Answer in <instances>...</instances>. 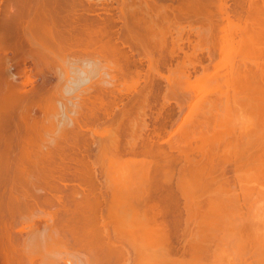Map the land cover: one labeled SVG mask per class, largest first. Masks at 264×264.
I'll list each match as a JSON object with an SVG mask.
<instances>
[{
  "label": "bare ground",
  "instance_id": "bare-ground-1",
  "mask_svg": "<svg viewBox=\"0 0 264 264\" xmlns=\"http://www.w3.org/2000/svg\"><path fill=\"white\" fill-rule=\"evenodd\" d=\"M153 2L0 0V264H126L131 255L128 264H264V0H233L232 8L225 0H180L173 16ZM186 15L197 20L189 25L198 28L195 40L207 49L212 43L206 51L213 48V67L202 64L192 77L193 70L168 68L167 80L184 91L178 103L188 105L179 140L167 141L178 154L149 141L137 154L144 111L131 102L138 119L125 108L109 123L91 110L106 105L108 84L137 87L132 76L140 69H132L142 61L130 59L124 43L150 58L148 44L166 46L185 29ZM115 92L113 101H122L125 94ZM127 125L123 154L119 137ZM94 144L95 157L88 152ZM68 172L76 192L59 186L72 188L62 184ZM150 189H159L155 200ZM179 234L180 247H172ZM181 245L188 254L179 255ZM100 251L107 252L103 260Z\"/></svg>",
  "mask_w": 264,
  "mask_h": 264
},
{
  "label": "rangeland",
  "instance_id": "rangeland-1",
  "mask_svg": "<svg viewBox=\"0 0 264 264\" xmlns=\"http://www.w3.org/2000/svg\"><path fill=\"white\" fill-rule=\"evenodd\" d=\"M152 1V0H151ZM154 2L153 3H155V4H158V5H160V6H162L163 8L165 7V12H166V14L168 13V15H169V13H170V15L171 16H173L174 15V13L173 12H175V14H177L176 13V10L178 11V8L180 7V5H179V3H180V0H153ZM225 1H227L228 2V4H227V6L229 5L230 7L229 8H232V6L234 7V5H233V0H225ZM226 2V3H227ZM164 5V6H163ZM167 7V8H166ZM172 7V8H171ZM175 7V8H174ZM176 7H177V9H176ZM172 9V10H171ZM216 9V8H215ZM229 10H231V9H229ZM116 11V13L119 11V8L118 9H116L115 10ZM171 11V12H170ZM214 11V10H213ZM216 11L217 12H213V14L215 13V15H218L217 17H219V14H221V13H219L218 11L219 10H217L216 9ZM229 12H231V11H229ZM119 13V12H118ZM173 13V14H172ZM179 13V12H178ZM217 13V14H216ZM169 15V16H170ZM190 15H186L185 16V29H183V27H180L181 28V33L179 32L180 31V29L178 28L176 31H174L171 35H169L168 37V41L170 42H166L164 45H166V46H163L164 48H165V51L163 50L162 51V49H163V47H161V46H159V49H158V45L156 46V44H153V46H152V44H148V47H149V45H150V49H151V51H155V54H154V57H153V52L151 53V51H150V53L151 54H146V56L148 57V56H150V58H152L153 59V65H152V67H150V63H149V61H148V59H150V58H146L144 55H142V54H145L146 52H149V49H148V51L146 50V52L144 51V53L143 52H141V55L142 56H140V54L134 49V48H132L133 50H130L131 48H130V46H128L129 44L127 43V42H125V43H127V44H125L124 42V48L126 47V49H128V50H130V51H126V53L128 54V56H130V59L131 58H134L133 60L135 61V62H141V64H139L140 66H142L141 68H140V66L138 65V68L136 67V65L133 63V65H135V67L132 69L134 72H135V68H136V70H138V69H140V70H138V71H140V72H138V71H136L134 74L133 73H129L128 75L129 76H127V77H130V74H131V76H132V74H133V76H132V78H135L136 79V82H138L136 85H137V87H135V88H133V90L132 89H129L130 87L128 86V89L125 91V89H119L118 87H116L118 84H119V82L120 81H118L117 83L115 82V83H113V84H108L107 86H109V91H107V93H106V96H107V94H108V96H107V98H106V96H105V98H106V100H105V102H106V105L103 107V108H101L102 109V111H101V109H99L98 108V111H97V108H96V106L97 105H99L98 103H97V105L95 104V107H94V105H93V107H94V109H92L91 108V106H90V108L92 109H90L91 111H93V112H96V116L97 115H99L100 116V122H109V121H111V122H113L114 123V120L115 119H117L118 118V116H116V115H120V113H121V111H123V109H125V110H127V111H129V105L130 106H132L133 104L135 105V108L137 109V111L140 109V112H143L144 111V113H141V115H142V117L141 116H139L140 117V119L141 118H143V116H145L144 118H145V122L143 121V119H142V121L144 122V124L141 122L140 123V126L138 127V128H142L143 129V131H140L139 129V131L138 130H135L136 131V133H137V135H141L139 138H138V143H137V145L138 146H135V153L137 152V154H139L140 152H141V145H143L142 143H144V145L145 144H147V142H148V144L147 145H152L154 148H156V147H159V148H161V149H164V150H168V152L169 153H177L178 154V149L176 150V148L174 149V148H171L169 145H171L170 143H175L176 141H178L179 140V133L177 132V128H178V126L180 125V123H181V121H182V119H183V117L186 115L185 114V112L187 111L186 110V108L184 107V106H186L187 107V109H188V105H186V104H184V106H182V104H180L182 101V99L184 98V94H183V92L184 91H179L178 89L176 90V88L174 89L173 87H175L174 86V84H173V82H172V80H170L171 82H169L168 80H167V78H166V76L168 75V73H169V71H168V68H170L171 69V67H172V70L174 69V70H177L178 68H179V66L182 68V67H184L185 68V70H186V72H188V70L187 69H189L191 72H192V70H193V73H191L190 71V73H191V77H192V75L193 76H195L196 74H199V71H200V73H201V71L203 70V67L204 66H202L201 67V65L203 64V65H207L208 66V68H212L213 67V62L211 63L210 62V57L211 58H213L212 56H209L212 52L211 51H213V48H212V50L211 51H209V53L210 54H208L207 53V51H208V49H210L211 47H212V43H211V45L210 44H208L209 45V48L207 49V46L205 45V44H203V43H205L204 41V39H207L206 38V35H205V37L203 38L202 37V33H200V34H202L201 35V38H203V40L204 41H202V43H201V41L199 42V40L198 41H196L197 39H196V36H198L197 34H195V33H197V32H195L196 31V29H198V28H193V27H195L194 25L196 24V26H198L197 25V23H196V19L193 17V16H191V17H189ZM121 17V16H120ZM119 17V23H122L121 22V20L120 19H122V17L120 18ZM192 18V19H191ZM193 19H195V22H194V20ZM190 21H192V22H190ZM120 25H122V24H119L118 25V29H120L119 27H120ZM187 25V26H186ZM189 25H192V26H190V27H192V28H190L189 27ZM123 28L124 27H122L121 26V30H123ZM190 28V29H189ZM125 29V28H124ZM192 29H195L194 31L192 30ZM120 30V31H121ZM175 32L176 33H178V34H175ZM186 32V33H185ZM205 32V31H204ZM183 33V34H182ZM175 34V35H174ZM180 34V35H179ZM176 37V39H175V37ZM177 36H179L178 38H177ZM174 40H173V39ZM182 38V39H181ZM200 38V39H201ZM174 42H176L177 41V43H173V41ZM184 39V41H182ZM196 39V40H195ZM198 39H199V37H198ZM191 40V41H190ZM194 40V41H193ZM179 41V42H178ZM195 41H196V44L199 42V44H201V47L199 46V44H195ZM209 41V40H208ZM171 42L173 43L172 45H171ZM211 41H209V42H207V40H206V43H210ZM195 44V46H196V48H195V50L196 49H198V51L196 50V51H194V50H192L193 49V45ZM202 44H203V46H206V48H204V50L205 51H202L203 49V46H202ZM174 45V46H173ZM156 46V47H155ZM194 46V47H195ZM211 46V47H210ZM133 47V46H132ZM169 47H171V48H169ZM176 47V48H175ZM197 47H199V48H201V49H199V48H197ZM160 48H162V49H160ZM168 48V49H167ZM184 49L183 51H185L186 53H188L189 54V56L187 57H185V54H183V51H182V49ZM145 49H147L146 47H145ZM180 49H181V51H180ZM188 49V50H187ZM190 49H191V51H194L195 53H193L194 55L196 54V53H198V56H197V54H196V56H194L193 54H192V52H190ZM206 49H207V51H206ZM140 50V49H139ZM168 50V51H167ZM167 51V53L170 51H172V53H171V55L170 54H165V52ZM129 52H130V55H129ZM160 52H164L163 54H165V58H167V59H169L168 61H166V60H164V61H166L165 62V64H163L164 62H162L161 63V61L162 60H159L158 58H160L161 59V57L163 56V54H160ZM169 52V53H170ZM201 52H203V53H201ZM135 53H136V55H135ZM137 53L139 54V55H137ZM175 53H177V54H175ZM179 53V54H178ZM134 56H133V55ZM158 56H157V55ZM159 54L160 55H162V56H160L159 57ZM172 54H173V56H172ZM169 55V56H168ZM176 55V56H175ZM180 55V56H179ZM191 55H193V56H191ZM211 55H213V53L211 54ZM136 56H138V57H136ZM171 56V57H170ZM175 56V57H174ZM181 56H184L183 58L186 60H184ZM203 56V57H202ZM209 56V57H208ZM138 58V59H136V58ZM156 57V58H155ZM174 57V58H173ZM177 57H180V58H182L181 60H183V61H185V62H183V61H181L180 60V58H177ZM207 57V58H206ZM154 58H155V60L157 59L158 61H155L154 60ZM163 58V57H162ZM189 58H191L190 60H187V59H189ZM139 59H140V61H139ZM164 59V58H163ZM178 59V60H177ZM208 59V60H207ZM138 60V61H137ZM147 60V61H146ZM175 61V63H174V61ZM192 60H194L193 62V64H190V62L192 61ZM198 60V61H197ZM170 61H172V62H170ZM178 61V63H177V65H175L176 64V62ZM181 61V62H180ZM158 64V67H156L157 66V64ZM160 62V63H159ZM168 62V63H167ZM209 62V63H208ZM147 63V64H146ZM169 64L168 66H166L167 64ZM172 63L174 64V65H172ZM185 63L187 64L186 66H185ZM192 63V62H191ZM208 63V64H207ZM138 64V63H137ZM183 64V66H181ZM209 64H211L212 65V67H210L211 65H209ZM179 65V66H178ZM190 65V66H189ZM146 66V67H145ZM171 66V67H170ZM176 66V67H175ZM193 66H194V68H193ZM154 67H156V68H154ZM178 67V68H177ZM150 68V69H149ZM159 68V69H158ZM201 68V69H200ZM205 68H207V67H205ZM147 69V70H146ZM153 69V70H152ZM158 69L159 71H161V73H159V72H156V70ZM214 70H215V67L213 68ZM144 70H146V71H144ZM157 70V71H158ZM196 70V71H195ZM148 71V72H147ZM153 71H155V72H153ZM113 72V71H112ZM145 72H146V75H145ZM154 73V75H153V73ZM218 72V71H217ZM219 72H221V74H222V70H220L219 69ZM219 72H218V74H219ZM141 74V76H140V74ZM137 74H139V75H137ZM220 74V75H221ZM125 75H127V74H125ZM134 75H136V76H134ZM140 76V77H139ZM144 76H146L147 78H145ZM164 76H165V78H164ZM196 76H198V75H196ZM139 77V78H138ZM144 79H143V78ZM152 77H153V79H152ZM161 77V78H160ZM137 78L139 79V81L137 80ZM194 78V77H193ZM128 80H130L129 78H127ZM195 79V81H196V78H194ZM127 80V81H128ZM132 80H134V79H132ZM193 80V79H192ZM147 81H148V83H147ZM167 81V82H166ZM194 81V80H193ZM122 82H124V81H122ZM132 82V81H131ZM135 82V81H134ZM134 82H132L133 84H134ZM144 84H143V83ZM168 82L170 83V85L172 84L173 86L171 87V88H173V91L170 89V88H168L170 85L168 84ZM197 82V81H196ZM125 83H126V81H125ZM151 83H152V85H151ZM121 84V83H120ZM124 84V83H123ZM127 84H128V82H127ZM148 84H150V88L148 87L149 85ZM144 85V86H143ZM169 85V86H168ZM124 86L126 87V85L124 84ZM124 86H120V87H123V88H125ZM135 86V85H134ZM114 87H116V88H114ZM142 87H143V91H142ZM113 90H112V89ZM136 88H138V89H136ZM147 88V89H146ZM165 88H167V89H170V90H167V89H165ZM115 89V90H114ZM119 89V91H117V92H115L116 90H118ZM134 89H136V90H134ZM150 89H151V92H150ZM161 89V90H160ZM108 90V89H107ZM120 90H122V91H120ZM144 90H146L147 92H145ZM149 90V91H148ZM175 90V91H174ZM134 91V92H133ZM120 93L121 92V95H122V93L123 94H125V96H123V99H122V101H113V96L111 97V93ZM138 92V93H137ZM171 92V93H170ZM110 93V94H109ZM141 94L142 96L143 95H145V94H147V97H145V96H143V97H145L144 98V100L142 101V103L144 102L145 103V99H146V103L144 104H142L140 101L141 100H139V99H141L142 98V96L140 95H138V94ZM194 93V92H193ZM131 94V95H130ZM133 94V95H132ZM135 94H137V95H135ZM156 94H158V95H156ZM163 94V95H162ZM165 94V95H164ZM185 94H186V96L185 97H188V98H190L191 97V95L190 94H192V92L189 94L188 92H185ZM112 95H114V94H112ZM175 95V96H174ZM188 95H190V96H188ZM193 95V94H192ZM126 96H127V98H126ZM134 96V97H133ZM135 96L136 97H139V98H135ZM163 96V97H162ZM109 97V98H108ZM131 97V98H130ZM176 97V98H175ZM178 97V98H177ZM134 98L137 100H134ZM148 98V99H147ZM181 98V99H180ZM187 98V99H188ZM109 99H111L112 100V102H111V100H109ZM186 99V98H185ZM186 99V100H187ZM134 100V101H133ZM166 100V101H165ZM177 100V101H176ZM110 101V102H109ZM169 101V102H168ZM178 101H181L180 103H178ZM185 101V100H184ZM133 104H132V103ZM134 102H136V103H134ZM177 102V103H176ZM112 103V104H111ZM122 103H123V105H122ZM164 103V104H163ZM182 103H184V102H182ZM125 104V105H124ZM136 104H142L141 106L143 107V110H141V106H139L138 107V105L136 106ZM180 104V105H179ZM144 105H146V107L144 106ZM157 105V106H156ZM180 106V108H178L179 106ZM119 106H120V108H119ZM126 106V107H125ZM165 106V107H164ZM182 106V107H181ZM98 107V106H97ZM108 107H109V109H108ZM133 107V106H132ZM130 108V110L131 109H133V108ZM144 107H145V109H144ZM184 107V108H183ZM95 108H96V110H95ZM108 109V110H107ZM113 109V110H112ZM136 109H134V110H131L132 112L133 111H135L136 112ZM180 109V110H179ZM88 110V109H87ZM107 110V111H106ZM121 110V111H120ZM158 110H160V111H158ZM183 110V111H182ZM184 110H186V111H184ZM105 111V113H103ZM131 111H129V113L131 114ZM145 111H147V113L145 112ZM182 111V112H181ZM102 112V113H101ZM135 112H133L135 115H136V113ZM139 112V111H138ZM139 112V113H140ZM149 112V113H148ZM159 112H160V114H159ZM170 112V113H169ZM178 112V113H177ZM180 112V113H179ZM97 113H99V114H97ZM114 113V114H113ZM131 114L132 116H134V114ZM91 114H92V112H91ZM106 114V115H105ZM109 116H108V115ZM138 114V113H137ZM151 114V115H150ZM172 114V116H170V115ZM138 115H140V114H138ZM156 116V117H155ZM169 116V117H168ZM134 117H136V116H134ZM171 117V118H170ZM175 117V118H174ZM90 118H91V116H90ZM137 119H138V116L136 117ZM104 119V120H103ZM106 119V120H105ZM140 119H139V121H140ZM91 120V119H90ZM88 122V121H87ZM148 122V123H147ZM110 123V122H109ZM108 123V124H109ZM167 124V125H166ZM144 125V126H143ZM146 126V127H145ZM125 128L124 129H122V130H120V136L121 137H119V142L121 143L120 145H122V147H121V152L124 154L126 151H128V149H126L125 147H126V145H125V147L123 146L124 144H126V142H127V140L125 141V137L127 136L128 137V139H129V136H128V134L130 133V130H127L128 129V125L127 126H124ZM145 127V128H144ZM149 127V128H148ZM166 127V128H165ZM137 127L135 126V129H136ZM159 128H160V132H159ZM141 129V130H142ZM126 131H127V133H126ZM154 131V132H153ZM164 131V132H163ZM159 134H157V133ZM125 133L127 134V135H125ZM139 133V134H138ZM147 133V134H146ZM166 133V134H165ZM177 134V135H176ZM149 135V136H148ZM165 135V136H164ZM168 135V136H167ZM170 135V136H169ZM153 136V137H152ZM123 137V138H122ZM127 137H126V139H127ZM145 137V138H144ZM171 138V140H170V138ZM94 138H95V140L97 141V137L94 135ZM143 138V139H142ZM160 138H161V140H160ZM165 138V139H164ZM139 139H140V142H139ZM150 139V140H149ZM146 140V141H145ZM157 140V141H156ZM164 140V141H163ZM170 141V143H168L169 141ZM122 141H125V142H123L124 144H122ZM153 141V142H152ZM163 141V142H162ZM168 141V142H167ZM146 142V143H145ZM152 142V143H151ZM157 143V144H156ZM96 144H97V142H96ZM96 144H94V146H92V150H89L90 149V146L87 148L88 149V152L89 151H91V155L93 156L94 155V157H95V146H96ZM159 144V145H158ZM144 145H143V147H144ZM156 145V146H155ZM161 145V146H160ZM137 147L139 148V150L137 149ZM167 147V148H166ZM171 148V150H169ZM85 149V150H84ZM84 150V151H83ZM137 150V151H136ZM81 151L82 152H87V150H86V148H83V149H81ZM145 151V150H144ZM93 152V153H92ZM127 154H129V152H126ZM125 153V154H126ZM123 156H125V155H123ZM127 156V155H126ZM150 159V158H149ZM149 165H150V168L152 167V170L154 169L153 167L154 166H151V164L149 163ZM229 165V166H228ZM96 168H93L92 169V172H93V170H95ZM98 170L96 171H94V173L95 174H98V178H99V176L101 175V177H102V179H103V176H102V172H101V169L99 170V168H97ZM226 169H229L230 170V172H225V173H227L228 175H229V173L231 174L232 173V166H231V164H227V166H226ZM226 169L224 170V171H226ZM152 170H151V172H152ZM99 171V172H98ZM154 172V171H153ZM94 173H93V175H94ZM153 174V173H152ZM71 175V174H70ZM70 175H69V172H68V175L66 174V177L64 176L63 177V179L65 180V178L66 179H68V180H66V181H62V184H66V183H68V184H70V183H72V184H70V185H68L67 184V187H69V186H72V188L71 187H69V188H63V186H61V185H59L60 186V188H62L63 190V192H66V189H69V190H73V191H77V187H78V185H77V181H76V178L74 177V176H71L70 177ZM73 175V174H72ZM69 177V178H68ZM72 177H74L73 179H72ZM101 177H100V180H101ZM97 178V176H96V179H98ZM70 179H72L71 181H70ZM75 180V181H74ZM67 181H70V183L69 182H67ZM73 181V182H72ZM98 181V180H97ZM100 182V181H99ZM75 183V184H74ZM101 183V182H100ZM100 183L98 184V185H100ZM74 184V185H73ZM103 184V183H102ZM101 184V185H102ZM76 185V186H75ZM101 185H100V188H102L103 187V185H102V187H101ZM105 185V184H104ZM73 186H75V189H74V187ZM99 187V186H98ZM105 188H106V186H104ZM80 189H81V187H79ZM78 188V189H79ZM153 188H155V187H153ZM160 188V187H159ZM65 189V190H64ZM107 189V188H106ZM106 189H103V190H105V192H106ZM83 189H81V190H78V191H80L81 192V194H79V196H80V198L82 197V193H83V191H82ZM102 189H100V190H96L97 192L98 191H100L101 192V194L104 192H102L101 191ZM108 190V189H107ZM150 190H152V192H154V190L153 189H150ZM158 190V192H159V189H157ZM161 191V190H160ZM151 191H149V194H152V193H150ZM157 191L156 192H154L153 193V195H151V196H154L153 197V200H155L156 199V197H158L160 194L158 193ZM155 193H157V194H155ZM177 195H178V198H179V202L181 203L180 204V212H182L183 214H184V211H183V209H182V207H181V205H182V202H181V200L183 199V197L181 196V194L179 193V192H177L176 193ZM103 195V194H102ZM102 195H100V196H102ZM105 195V194H104ZM108 193L106 194V196L108 197ZM156 195V196H155ZM77 196H78V194H77ZM106 196H104V197H106ZM151 196H149V197H151ZM148 197V198H149ZM152 198V197H151ZM103 199V198H102ZM106 199V198H105ZM105 199H103L104 201H105ZM157 200H158V198H157ZM183 201V200H182ZM178 211V212H179ZM181 214V213H180ZM183 214H181L183 217L185 216V214L183 215ZM167 216V215H166ZM163 217V219H168V216L167 217ZM160 218H161V216H160ZM170 219V218H169ZM169 221V220H168ZM180 235V234H179ZM174 237H176L175 235H173ZM183 236V235H182ZM178 237H181V235L180 236H178L177 235V241H178V243H177V241H176V239L175 240H173L174 238L172 237V242L171 243H174L175 241H176V243L175 244H172L173 246L172 247H174L175 245H178V247H180L179 245L181 244H179V241H181V239H182V237H181V239H179ZM179 239V240H178ZM183 240H184V237H183ZM182 245H184V242L182 241ZM181 245V246H182ZM159 247H160V245H159ZM158 246H157V248H159ZM176 248H177V246H175ZM184 246H182L181 248L183 249V250H181V249H179L177 252L179 253V255L181 254V253H183L184 252V248H183ZM156 248V247H155ZM175 248V249H176ZM125 249H127L128 250V253L130 252V250L127 248V246H125ZM173 250L174 248H170V250ZM189 248H187V249H185L187 252H186V254H188V252H189V250H188ZM127 250H125V252H127ZM154 252H155V250L154 249H152ZM151 250V251H152ZM169 250V251H170ZM159 251V250H158ZM158 251H156V252H158ZM168 251V252H169ZM183 251V252H182ZM101 252L102 251H100V253L98 252V255L99 256H101V257H99L98 256V258H100L99 260H103L104 259V257H103V255L105 256V254L107 255V252L106 251H103L102 252V254H101ZM125 252H124V254H125ZM149 252V251H148ZM154 252H152V253H154ZM173 252H175V250H173ZM172 252V253H173ZM95 253V252H94ZM104 253V254H103ZM128 253H126V254H128ZM159 253H161L160 251H159ZM130 255H131V252L129 253ZM128 254V255H129ZM150 254V253H149ZM185 254V252L183 253V255H186ZM96 255H97V253H95V254H93V258H95L96 257ZM126 258H129V260H130V258L132 257V255H131V257L130 256H125ZM103 258V259H102ZM132 259V258H131ZM129 260H126V264H128V262H129ZM104 261H106V260H104ZM94 262H95V260L93 261V264H94ZM109 262H107L106 261V263L105 262H103V261H101V263L100 264H108ZM114 262H112V264H113ZM109 264H111V263H109Z\"/></svg>",
  "mask_w": 264,
  "mask_h": 264
}]
</instances>
